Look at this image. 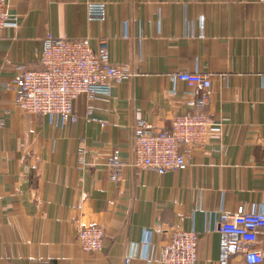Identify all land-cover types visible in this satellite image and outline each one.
<instances>
[{
	"label": "crops",
	"instance_id": "crops-1",
	"mask_svg": "<svg viewBox=\"0 0 264 264\" xmlns=\"http://www.w3.org/2000/svg\"><path fill=\"white\" fill-rule=\"evenodd\" d=\"M8 3L18 27L0 32V264H156L171 225L198 232V264H223L220 212L264 210V0ZM91 3L105 4L104 21L89 19ZM47 35L88 38L96 52L103 42L133 76L108 102L81 98L73 124L23 112L14 79L20 65L37 68ZM178 72L210 76L206 104L171 79ZM197 109L217 130L187 170L110 177L112 151L128 158L135 129L170 131ZM90 225L105 232L102 252L76 242Z\"/></svg>",
	"mask_w": 264,
	"mask_h": 264
},
{
	"label": "built area",
	"instance_id": "built-area-1",
	"mask_svg": "<svg viewBox=\"0 0 264 264\" xmlns=\"http://www.w3.org/2000/svg\"><path fill=\"white\" fill-rule=\"evenodd\" d=\"M9 0H0V32L8 27H18V16L9 10ZM89 19L104 21L107 17L103 3H91ZM96 52L88 38L63 39L47 35L42 40L37 68L18 67L14 79L17 88L16 105L27 113L55 118L61 124L78 122L76 104L81 98L87 101L108 102L112 97L113 83L133 76L128 63L111 61L106 45L101 42ZM173 81L185 83L192 93L200 96L198 105L209 101L212 86L210 76L200 72H178ZM89 112L91 108H89ZM217 130V124L198 109L192 113L176 114L171 118V130H157L144 124L134 130L131 155L122 158L119 149L112 151L108 172L116 180L124 167L137 171L150 170L157 174L185 171L189 167L190 152L207 144ZM79 163L88 166L82 159ZM89 167V166H88ZM218 231L223 236V264H262L264 249L259 237L264 233V210L220 212ZM165 237L156 264H198L199 234L194 229L185 230L181 225H171L164 230ZM105 232L98 225L81 228L76 242L87 253L104 250ZM147 264L154 263L147 258ZM131 256L125 259L129 264Z\"/></svg>",
	"mask_w": 264,
	"mask_h": 264
}]
</instances>
